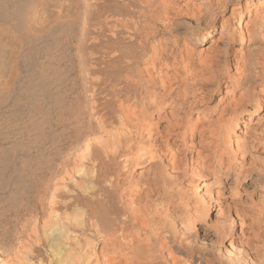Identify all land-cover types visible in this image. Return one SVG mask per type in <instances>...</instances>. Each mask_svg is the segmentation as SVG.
<instances>
[{
  "label": "bare ground",
  "instance_id": "1",
  "mask_svg": "<svg viewBox=\"0 0 264 264\" xmlns=\"http://www.w3.org/2000/svg\"><path fill=\"white\" fill-rule=\"evenodd\" d=\"M0 264H264V0H0Z\"/></svg>",
  "mask_w": 264,
  "mask_h": 264
}]
</instances>
